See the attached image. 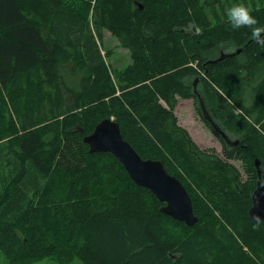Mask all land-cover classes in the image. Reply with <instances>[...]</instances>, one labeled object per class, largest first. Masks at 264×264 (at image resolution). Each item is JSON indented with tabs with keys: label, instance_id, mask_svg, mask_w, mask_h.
Returning a JSON list of instances; mask_svg holds the SVG:
<instances>
[{
	"label": "trees",
	"instance_id": "obj_1",
	"mask_svg": "<svg viewBox=\"0 0 264 264\" xmlns=\"http://www.w3.org/2000/svg\"><path fill=\"white\" fill-rule=\"evenodd\" d=\"M236 3L264 27V0H0V255L8 264H264V222L249 213L257 159L264 170V32L230 28ZM105 30L129 50L126 68L109 64ZM188 99L223 156L179 124L176 108ZM201 99L237 145L204 117ZM105 119L184 184L196 224L164 214L166 204L112 154L90 152L84 138Z\"/></svg>",
	"mask_w": 264,
	"mask_h": 264
},
{
	"label": "water",
	"instance_id": "obj_2",
	"mask_svg": "<svg viewBox=\"0 0 264 264\" xmlns=\"http://www.w3.org/2000/svg\"><path fill=\"white\" fill-rule=\"evenodd\" d=\"M240 50L237 52L239 53ZM224 56L221 57L223 59ZM204 117L213 128L230 145H237L222 131L211 118L201 99ZM91 153H110L117 158L128 172L130 178L140 187L150 190L166 205L161 211L188 226L198 222L192 198L184 184L169 174L162 161L143 159L134 147L124 139L120 125L113 119H105L99 123L93 133L84 138ZM259 180L252 198L250 216L256 222H264V170L260 160L255 161Z\"/></svg>",
	"mask_w": 264,
	"mask_h": 264
},
{
	"label": "rangeland",
	"instance_id": "obj_3",
	"mask_svg": "<svg viewBox=\"0 0 264 264\" xmlns=\"http://www.w3.org/2000/svg\"><path fill=\"white\" fill-rule=\"evenodd\" d=\"M104 40L101 43L103 53L111 52V57L108 58L109 64L116 69H124L131 62V56L128 49L121 46L119 40L113 36L109 31L103 32ZM67 77L71 79L73 74L67 71ZM198 79V78H197ZM196 79V80H197ZM199 80V79H198ZM175 114L178 118L179 124L188 130L194 141L202 149H214L223 156V144L220 138L212 131L210 127L203 121L200 112L198 111L197 101L194 99L180 100ZM245 177L244 168L240 161H231ZM0 264H8L7 259L3 254L0 255ZM35 264H82L79 260L73 262H60L55 258H45Z\"/></svg>",
	"mask_w": 264,
	"mask_h": 264
},
{
	"label": "clouds",
	"instance_id": "obj_4",
	"mask_svg": "<svg viewBox=\"0 0 264 264\" xmlns=\"http://www.w3.org/2000/svg\"><path fill=\"white\" fill-rule=\"evenodd\" d=\"M226 18L228 25L233 30L252 28L253 34L257 37L261 32H264V27H253L257 25V19L243 3H236L228 8Z\"/></svg>",
	"mask_w": 264,
	"mask_h": 264
},
{
	"label": "crops",
	"instance_id": "obj_5",
	"mask_svg": "<svg viewBox=\"0 0 264 264\" xmlns=\"http://www.w3.org/2000/svg\"><path fill=\"white\" fill-rule=\"evenodd\" d=\"M176 110H177V108H176Z\"/></svg>",
	"mask_w": 264,
	"mask_h": 264
}]
</instances>
